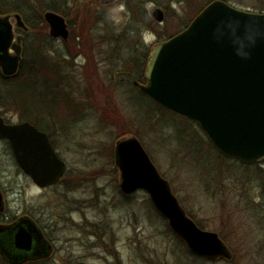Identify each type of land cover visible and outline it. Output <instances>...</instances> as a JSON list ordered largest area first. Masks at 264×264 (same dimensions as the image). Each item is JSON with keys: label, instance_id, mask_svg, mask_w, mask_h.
I'll return each instance as SVG.
<instances>
[{"label": "rangeland", "instance_id": "rangeland-1", "mask_svg": "<svg viewBox=\"0 0 264 264\" xmlns=\"http://www.w3.org/2000/svg\"><path fill=\"white\" fill-rule=\"evenodd\" d=\"M160 1L145 0L138 10L143 9L157 24L154 31L172 35L193 12L182 2ZM156 9L164 13L163 22L154 19ZM63 10H68L66 20L72 24L67 40L50 36L44 15L56 12L48 8L38 11V19L29 18L35 24L43 18L46 25L17 31L26 37L29 57L41 54L59 67L63 82L50 79L47 83L53 100L58 97L54 106L33 101L27 87L19 85L9 87V94L2 92L11 107L2 106L0 100V114L11 123L29 122L23 119V109L28 110L31 115L26 118L50 134L67 165L61 184L40 191L17 169L0 141V186L7 190L9 205L54 227L50 232L58 252L50 264H264V162L246 167L222 160L216 150L204 145L202 140H209L200 126L154 109L149 99L129 87L124 75L115 80L114 92L108 90L113 71L123 60H141L143 52L160 40L152 31L140 33V51L129 50L132 56L122 41L110 40L103 28L110 32L112 27L123 29L134 10L129 4L120 1L103 6L97 0H67ZM91 11L97 14L90 25ZM87 59L94 64L86 66ZM33 79L26 85H33ZM59 92L70 96H59ZM120 112L123 118L118 117ZM124 131L140 133L145 150L184 210L206 231L220 236L234 253L233 260L191 256L167 233L145 192L125 197L113 154Z\"/></svg>", "mask_w": 264, "mask_h": 264}, {"label": "water", "instance_id": "water-1", "mask_svg": "<svg viewBox=\"0 0 264 264\" xmlns=\"http://www.w3.org/2000/svg\"><path fill=\"white\" fill-rule=\"evenodd\" d=\"M98 1L110 5L119 0ZM152 15L158 22L164 21L160 9ZM44 18L51 37L68 39L70 32L63 16L47 12ZM12 19L28 30L18 14L0 17V68L7 77L16 75L23 62L24 37L13 43ZM228 22L238 23L241 35L246 25L250 31L258 28L264 33V13L214 0L183 32L153 47L145 71L147 83L135 85L164 108L197 123L225 158L244 165L260 164L264 162V37L249 47L250 59H240L229 40L214 39L217 27ZM0 138L10 141L18 164L40 187L57 183L65 174L66 164L57 156L47 134L31 124L6 125L0 117ZM114 162L120 172L122 193L132 196L145 192L193 255L210 261L234 259L217 233L201 229L184 210L137 137L116 142ZM17 245L24 248L21 234Z\"/></svg>", "mask_w": 264, "mask_h": 264}, {"label": "trees", "instance_id": "trees-1", "mask_svg": "<svg viewBox=\"0 0 264 264\" xmlns=\"http://www.w3.org/2000/svg\"><path fill=\"white\" fill-rule=\"evenodd\" d=\"M122 1L126 2L127 5L129 4V7L131 6L135 10V11L134 10L132 11L133 13L131 15V19L128 21L127 25L124 26L123 29H119L118 27L117 28L112 27L111 28L112 33L108 30L107 27L103 28V30L110 33V40L111 41H114V42L122 41V43L125 45V48L127 50L128 55L132 56L133 53L130 52L129 50H133L136 53H138L140 51L141 42L137 39V38H140V33L152 31L154 34H156V35H158V37H160V40L158 42H163L165 40H168L171 37H173L174 35L178 34L179 32L183 31L184 29H186L189 26V24L191 23V21L194 19V17L196 15H198L210 2H212L214 0H174V1L182 2L184 4V7H188L192 10L193 14L188 18V20L186 22L183 23V26H181L172 35H170L166 32L161 34L158 31H154V28H155L154 26L157 24L153 21V19L150 16H147L146 13H144L143 9L138 10V8H143V3L145 0H133L132 2H129L130 0H122ZM157 1H160V0H157ZM162 1H164L166 3H170L172 0H162ZM162 1H160V2L162 3ZM222 1H225V2L231 4L232 6H235L237 8L240 7V9H247V10H251L254 12H258V13H264V0H222ZM138 2H140V4H138ZM66 6H67V0H0V15L20 14L23 17L26 25L30 29H32L33 27L37 26L38 24L44 25L45 22H44V19L40 17L41 23H39L40 21H38L35 24L34 22L30 21V19H29L31 17V15H32L33 19L34 18L38 19V15H37L38 11H40L41 9L44 10V9L48 8V10L55 11L56 13L61 14L65 18H69L68 17L69 15L67 13L68 10H63V7L66 8ZM90 10H92V9H90ZM80 11L81 10H79L78 12H80ZM96 14H97L96 11L95 12L91 11L89 13L88 16L91 15L90 25L92 24L93 19L96 18ZM103 19H102V21H103ZM104 23H106V19H104ZM149 23H151V24H149ZM68 24H69V27H71L72 24H71L70 20H68ZM88 26H89V24H88ZM79 30L81 32L84 31L82 28ZM87 30H88V27H87L86 31ZM135 40H136V42H135ZM150 51H151L150 49H147L146 51H144L143 52V58L141 60H139L138 58L133 60L132 57L129 59L123 60V62H121L119 64L118 69H114L113 74H112L114 80L112 81V84L109 86L108 90L111 93L114 92L116 90V87H117L116 81H118V77L124 75L129 79V83H130L129 87H131L132 89L137 91L139 94L143 95L145 98L149 99L151 101V106H153L154 109H157L161 113H163V111L173 113V112L165 109L164 107H162L161 105H159L155 101L151 100L149 97L142 94L139 91V89H137L134 85L135 81L139 82V83L141 82L143 84L146 83L145 68H146V64L148 61V56H149ZM79 52L85 53V50L84 49L82 50V48H80ZM24 56H25V58H24L23 66H22L21 70L19 71V73L15 77L6 78L1 74V71H0V96L2 95L0 100L4 103V105H2V106L11 107L13 105L12 103L7 102L2 98H3V95L9 94L8 93L9 87L16 86V85L22 86L23 88L27 87L26 90L31 93V98L33 101H38L42 105L49 104L50 107L54 106V104L58 100V97H56V100H53L52 89L49 88V85L47 83H48V80H50V79H52L53 82L57 81V83L61 82V81L63 82V78L61 76V72L59 70V67H57L55 64H52V62H50V61L47 62V59H45L44 55H41V54L39 56H38V54H36V55L34 54L33 57H29L25 47H24V52H23V57ZM38 57L41 59H38ZM133 58H134V56H133ZM44 61L49 63V65L44 63ZM91 64L93 65L94 63L91 62L90 59H87V65L86 66H91ZM32 73L34 75H32ZM25 74H26V76L24 78ZM31 77L34 78L32 80L33 85L28 86V85H26L27 84L26 82ZM41 80H43V83H39ZM34 81H37L39 84L34 83ZM122 85H123V83H122ZM54 91H55V89H54ZM2 92L5 94H3ZM63 93L64 92H59V96H60V94H63ZM68 93L66 92L64 94L67 96H70ZM49 95H51V96L49 97ZM69 105L71 106L70 102H69ZM74 105H76V104H74ZM77 106H79V104H77ZM23 112L25 113L26 116L31 115V113H29L28 110L24 111V109H23ZM173 114H175V113H173ZM25 115H24L23 119L28 120L30 123L36 125L41 130H44L41 127H39L37 122L30 120V118H26ZM175 115H177V114H175ZM118 117L123 118V114L120 112V115H118ZM190 123L194 127L195 123L192 121H190ZM128 136H135L139 140L141 139L139 132H129V131L126 132V131H124L117 138V140L121 139V138H126ZM202 141H203L204 145L205 146L207 145V147L209 149L215 150V148L213 147V145L211 144L210 141H204V140H202ZM217 153L222 160H224L226 162L230 161V159L223 157L219 152H217ZM231 161H234V160H231ZM246 167H250V166H246ZM151 208L162 219L160 214L155 211V209L152 205H151ZM189 216L192 218V216L190 214H189ZM162 220L164 221V223L167 227V233L176 239V241H177L176 243L180 247H182L183 251H186L191 256H193L191 254V252L189 251L188 247L172 233V231L168 227L167 222L164 219H162ZM197 225L203 230L206 229L202 223L198 222ZM199 259H202V258H199Z\"/></svg>", "mask_w": 264, "mask_h": 264}, {"label": "flooded vegetation", "instance_id": "flooded-vegetation-1", "mask_svg": "<svg viewBox=\"0 0 264 264\" xmlns=\"http://www.w3.org/2000/svg\"><path fill=\"white\" fill-rule=\"evenodd\" d=\"M0 28H3L1 22ZM17 31L23 30L17 25H14V32L17 37L22 36L21 34H18ZM25 38L26 37H24V40L22 42V55L24 52ZM16 41L17 40H14L13 43H15ZM12 54H14V52H12ZM0 116L3 118L5 124L7 125L24 123H11L3 115L0 114ZM34 126L38 130L48 134L46 131L41 130L36 125ZM48 136L52 146L56 151L50 134H48ZM0 141L6 144L4 150L7 152V155L11 157V160L13 161L17 169L21 171L24 177H26L31 183H33V185L38 190L46 191L61 184V181L64 179L65 175L53 185H49L44 188L37 185L31 178V176L26 174L21 169L20 165L17 162L16 155L10 141L1 138ZM57 155L61 159L58 153ZM20 193L21 191H19V194ZM50 226H46L41 222L38 216H35L30 212H26L24 210L22 212L21 210L18 211V209L12 208L8 202L7 190L5 189V187L0 186V264H50L53 260L54 255L58 252L55 237L50 232L54 230V227L52 226L51 228ZM19 234L23 236L24 248L17 245V237ZM63 262L65 261H62L60 263L64 264Z\"/></svg>", "mask_w": 264, "mask_h": 264}, {"label": "clouds", "instance_id": "clouds-1", "mask_svg": "<svg viewBox=\"0 0 264 264\" xmlns=\"http://www.w3.org/2000/svg\"><path fill=\"white\" fill-rule=\"evenodd\" d=\"M238 23L233 24L232 22H228L226 24H222L217 27L216 32L214 34V39L218 42L221 40H229L234 49V53L240 59H250L251 51L249 50L250 46H255L257 39L264 37V33H262L258 28L250 31V26H245L244 34H238ZM227 29V31H225Z\"/></svg>", "mask_w": 264, "mask_h": 264}, {"label": "bare ground", "instance_id": "bare-ground-1", "mask_svg": "<svg viewBox=\"0 0 264 264\" xmlns=\"http://www.w3.org/2000/svg\"><path fill=\"white\" fill-rule=\"evenodd\" d=\"M124 195H125V194H124ZM125 197H130V196H126V195H125Z\"/></svg>", "mask_w": 264, "mask_h": 264}]
</instances>
